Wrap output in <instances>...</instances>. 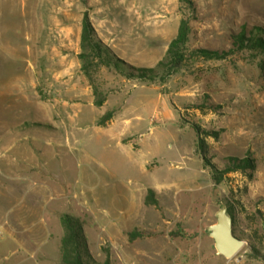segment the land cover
Here are the masks:
<instances>
[{
  "label": "rangeland",
  "instance_id": "374dc122",
  "mask_svg": "<svg viewBox=\"0 0 264 264\" xmlns=\"http://www.w3.org/2000/svg\"><path fill=\"white\" fill-rule=\"evenodd\" d=\"M187 1L191 6L180 0H79L78 12H44L23 11L25 0H0V46L25 55L17 68L23 71L30 62L35 84L30 93L15 92L32 109L18 98L0 103V131L24 121L42 123L34 116L47 114L58 103L59 97L47 90L43 79L70 65L84 12L97 36L118 58L136 67H154L175 37L179 22L185 20L189 27L186 61L161 83L127 80L100 67L94 81L105 102L96 107L91 87L80 73V134L71 142L75 175L70 181L71 193H80V199L78 205L66 208L64 204L65 209L56 213L69 214L82 223L95 264H103L106 258L109 264H169L163 258L171 259L170 264L177 259L180 264L185 253L191 259L200 257L201 264H264L260 259L264 258V54L228 53L232 33L242 26L264 27V0ZM61 13L68 26L62 28L57 22L54 27ZM198 48L227 54L211 60L191 56ZM61 54H67L62 66ZM16 59L5 60L22 64L23 58ZM17 77L23 74L17 72ZM106 111L112 118L98 126ZM192 124L217 134V139L202 135V153L196 147ZM21 126L25 129L20 133L39 144L46 138L29 133L53 134L48 127ZM117 137L124 146L117 144ZM247 156L254 163L251 177L248 172H229L221 182L213 181L209 166L222 170L225 158ZM33 160L43 161L38 154ZM148 189L155 192L157 205L144 202L148 210L144 217L159 220L157 228L137 226L134 230L140 235L131 239L133 230L122 233L113 227L112 245L104 233L102 214L125 208L126 196L145 199ZM222 205L232 212L234 236L248 244L229 260L215 255L205 232ZM62 234L61 225L49 221L48 234L33 227L30 234L13 236L27 243L26 249H20L0 227V264H57ZM140 242L146 248L149 245L145 259L130 260L135 252L127 249L128 244ZM172 243L187 247L173 250Z\"/></svg>",
  "mask_w": 264,
  "mask_h": 264
},
{
  "label": "crops",
  "instance_id": "0c3cea01",
  "mask_svg": "<svg viewBox=\"0 0 264 264\" xmlns=\"http://www.w3.org/2000/svg\"><path fill=\"white\" fill-rule=\"evenodd\" d=\"M69 1V2H68ZM79 0H25L22 5L23 11H77ZM24 16V12H23ZM57 22L63 28L68 26L63 14H59ZM78 26V22H77ZM63 30V29H62ZM81 26L77 27L75 51L71 53L70 65L56 69L54 73L50 72L44 77L43 81L48 91L56 93L59 97L55 104L58 110H53L55 105L45 115H35L40 117L42 123H31L24 121L17 126H10L9 130L0 131V227L6 229L7 235L16 240L13 236L30 234L33 227L43 228L44 232L49 233V221H55L60 224L61 213L66 208L78 205L79 194H73L70 190V181H73L74 153L72 152V141L80 134V62L78 60L79 42ZM24 38V37H23ZM25 39V38H24ZM3 42V38L1 40ZM23 58L22 64L16 62V65L9 64L5 59ZM58 58V57H56ZM67 54H61L60 65H64ZM0 59L6 62H0V103L7 98L11 100L20 99L21 104L32 109V104L24 102L20 97H16V91L30 93L35 84L32 83L33 68L28 62L22 68L17 65H23L26 59L25 55H16L0 46ZM18 60V59H16ZM3 68V70H1ZM21 71V73H20ZM17 72L23 74V77H17ZM82 74V73H81ZM43 82V84H44ZM4 98V99H3ZM28 98V97H27ZM25 100V99H24ZM55 101V100H53ZM56 103V102H55ZM10 108V107H9ZM33 111V110H32ZM12 123V122H9ZM48 127L52 131L51 137L42 133H29L30 136L40 135L46 138L42 144L37 141L29 140L26 134L20 133L25 127L21 124ZM8 124V123H7ZM1 129V127H0ZM18 134V136H15ZM22 137H19L21 136ZM24 137V138H23ZM31 139V138H30ZM47 139H49L47 141ZM116 138L117 144H121ZM54 145V147H49ZM123 145V144H121ZM124 146V145H123ZM39 155L43 161L35 163L33 156ZM145 166V161H141ZM145 168H142V170ZM78 180V179H77ZM77 201V202H76ZM124 201L128 204L119 211H105L103 215L104 233L112 245L114 241L111 238L112 228L118 227L120 232L134 230L137 226H147L157 228L160 223L156 218L145 220V213H148L147 206L144 204V196L137 197L133 195L126 196ZM56 204H62L60 207ZM117 220V222H116ZM61 225V224H60ZM17 241V240H16ZM20 249H26V242L17 241ZM170 244V243H169ZM213 245V243H212ZM149 248V245H147ZM171 246V244H170ZM172 249L185 251L187 244L177 245L172 243ZM113 247V246H112ZM135 252L129 255V259L140 261L145 259V252L148 248L144 242L128 244L127 249ZM143 251V253H142ZM180 264H201V258L191 259L185 253ZM128 258V256H126ZM188 257V258H187ZM162 259V258H159ZM157 262H160V260ZM164 263H172V260L163 258ZM179 260L174 259V264H179Z\"/></svg>",
  "mask_w": 264,
  "mask_h": 264
},
{
  "label": "trees",
  "instance_id": "16d2710c",
  "mask_svg": "<svg viewBox=\"0 0 264 264\" xmlns=\"http://www.w3.org/2000/svg\"><path fill=\"white\" fill-rule=\"evenodd\" d=\"M180 1L186 2L191 6L190 1ZM189 31L186 21L181 20L176 35L169 42L163 58L154 67H136L118 58L114 51L97 36L87 13L84 12L81 18L79 53L77 57L80 62V71L91 87L94 106L101 107L105 102V96L99 92L94 81V74L100 67L112 69L127 80L161 83L181 69L183 62L186 61L185 50ZM244 50L253 52V54H264V27L253 26L248 29L242 26L238 33L231 34V50L228 53ZM226 54L227 52L209 51L198 48L194 52H191L190 55L211 60L222 59ZM111 118L112 113L106 111L100 116L97 125L105 126ZM191 128L196 136V147L201 153L204 145L202 135L217 139L215 132L203 131L194 124H192ZM201 158L208 166L209 164L206 158L204 156ZM223 163L222 170H217L215 167L209 166L215 183L221 182L222 177L229 172H248L249 177H251V173L254 171L253 160L248 156L242 159L227 157ZM144 202L146 205H157L155 192L152 189L147 190ZM227 211L232 218L233 225L234 218L229 207H227ZM60 224L63 234L60 240V261L57 264H95L88 249L82 223L71 215L64 213L60 216ZM139 235L137 230H133L129 234L131 239L139 237ZM260 259L264 263V258L260 257ZM103 264H109L107 258Z\"/></svg>",
  "mask_w": 264,
  "mask_h": 264
},
{
  "label": "water",
  "instance_id": "95a60500",
  "mask_svg": "<svg viewBox=\"0 0 264 264\" xmlns=\"http://www.w3.org/2000/svg\"><path fill=\"white\" fill-rule=\"evenodd\" d=\"M214 222L205 228L206 235L212 240L216 256L232 259L247 242L234 236L232 218L227 206L222 205L214 213Z\"/></svg>",
  "mask_w": 264,
  "mask_h": 264
}]
</instances>
